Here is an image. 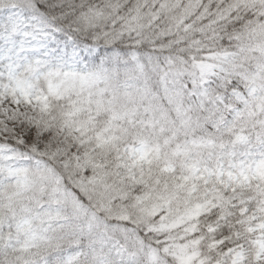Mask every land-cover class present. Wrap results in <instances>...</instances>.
<instances>
[{"label": "snow or ice", "instance_id": "6c2138e0", "mask_svg": "<svg viewBox=\"0 0 264 264\" xmlns=\"http://www.w3.org/2000/svg\"><path fill=\"white\" fill-rule=\"evenodd\" d=\"M0 264H264V0H0Z\"/></svg>", "mask_w": 264, "mask_h": 264}]
</instances>
